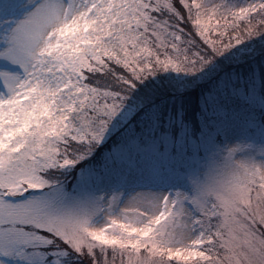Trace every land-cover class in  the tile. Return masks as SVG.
<instances>
[{"label":"snow or ice","instance_id":"6c2138e0","mask_svg":"<svg viewBox=\"0 0 264 264\" xmlns=\"http://www.w3.org/2000/svg\"><path fill=\"white\" fill-rule=\"evenodd\" d=\"M0 264H264V0H0Z\"/></svg>","mask_w":264,"mask_h":264}]
</instances>
